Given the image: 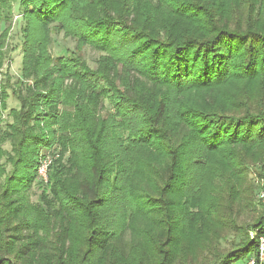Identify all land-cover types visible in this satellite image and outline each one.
Returning a JSON list of instances; mask_svg holds the SVG:
<instances>
[{"label": "trees", "instance_id": "trees-1", "mask_svg": "<svg viewBox=\"0 0 264 264\" xmlns=\"http://www.w3.org/2000/svg\"><path fill=\"white\" fill-rule=\"evenodd\" d=\"M16 19L31 83L0 84V264L256 260L264 0H0V68Z\"/></svg>", "mask_w": 264, "mask_h": 264}, {"label": "rangeland", "instance_id": "rangeland-1", "mask_svg": "<svg viewBox=\"0 0 264 264\" xmlns=\"http://www.w3.org/2000/svg\"><path fill=\"white\" fill-rule=\"evenodd\" d=\"M15 5L16 4H14V6ZM19 26H20V23L18 19L12 22L11 29L9 32V37H8L9 40H7V44H6V48H7L6 58L3 61L2 67L0 68V84L1 85H3V83L6 82L7 78L9 79L8 84L10 83L11 85L12 83L18 82V81L21 83H25V84L31 83V81L24 80L20 76V69H21V64H22V54L19 48L20 47ZM3 27L4 26H2L1 29H3ZM52 37H53V44H52V47H50V51L53 55L60 53V51L64 49L71 50L75 46L74 41L63 38L62 35H58V36L53 35ZM82 54H84V58L87 64L91 68H94L95 67L94 61L98 58V55L94 51L88 48L84 49ZM7 94L8 96L5 99L7 109L17 108L18 107L17 101L11 96L10 92ZM4 120H6V112L0 115V128H2L1 126H3ZM251 179L254 181V184L257 186V190L255 191L254 198L258 202L257 199L260 200L259 198L260 194L264 195V182L262 180L255 178L254 175L251 176ZM37 194H38V191L36 190V188H33L30 192L31 202L35 200ZM260 201H261L260 204H263V199Z\"/></svg>", "mask_w": 264, "mask_h": 264}, {"label": "built area", "instance_id": "built-area-1", "mask_svg": "<svg viewBox=\"0 0 264 264\" xmlns=\"http://www.w3.org/2000/svg\"><path fill=\"white\" fill-rule=\"evenodd\" d=\"M51 163L50 157H45L41 160L40 166L38 169V175L43 180L46 179L47 168ZM260 199L264 198L263 194H260ZM254 237V234H251V238ZM247 264H264V230L263 233L257 238V258L256 260L251 259Z\"/></svg>", "mask_w": 264, "mask_h": 264}]
</instances>
